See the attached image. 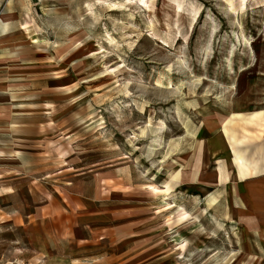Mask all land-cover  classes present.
I'll return each instance as SVG.
<instances>
[{"label": "rangeland", "instance_id": "obj_1", "mask_svg": "<svg viewBox=\"0 0 264 264\" xmlns=\"http://www.w3.org/2000/svg\"><path fill=\"white\" fill-rule=\"evenodd\" d=\"M0 264H264V0H0Z\"/></svg>", "mask_w": 264, "mask_h": 264}, {"label": "bare ground", "instance_id": "obj_2", "mask_svg": "<svg viewBox=\"0 0 264 264\" xmlns=\"http://www.w3.org/2000/svg\"><path fill=\"white\" fill-rule=\"evenodd\" d=\"M177 176H178V173L174 176V178H177ZM173 178V179H174ZM224 181H227V173H226V175L224 176ZM169 188L168 187H166V189L165 190H163V192H166L167 193V190H168Z\"/></svg>", "mask_w": 264, "mask_h": 264}]
</instances>
